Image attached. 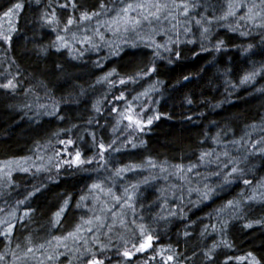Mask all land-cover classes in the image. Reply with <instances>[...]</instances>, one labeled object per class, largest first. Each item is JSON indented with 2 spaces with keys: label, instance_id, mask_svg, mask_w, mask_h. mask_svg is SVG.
I'll return each mask as SVG.
<instances>
[{
  "label": "trees",
  "instance_id": "obj_1",
  "mask_svg": "<svg viewBox=\"0 0 264 264\" xmlns=\"http://www.w3.org/2000/svg\"><path fill=\"white\" fill-rule=\"evenodd\" d=\"M101 2L76 0L78 8L74 10L70 5L60 7L68 0H0V30L16 29L12 33L11 44L0 42V83H6L9 79L16 83L14 91L0 89V164L20 161L27 167L32 163L29 172L11 171L10 179L0 175V209H3L0 218L13 208L17 209V217L29 207L34 210L30 213V219L17 223L10 241L0 237V255L4 256L0 264H22L26 258L22 259L20 252H26L28 247L34 249L27 254L33 259L38 256L36 259L40 260L41 255H52L50 253L56 241L49 245L46 243L48 240L53 236H67L82 223L81 217L86 220L93 216L90 209L98 207V203L92 206L90 200L85 198L81 201L80 198L92 192L89 187L94 182H102L105 189L110 187L117 195H121L124 188L131 184H139L135 200L136 219L143 216L142 222L158 237L155 249L172 246L177 254V261L172 264H251L252 257L248 253L259 264H264V223L253 224L252 228L244 227L251 221H264V187H258L264 181V155L257 151L264 147V142L253 148L256 141L264 138V91H259L264 89V28L256 27L251 21L240 20L244 9L237 10L234 17L218 19L228 11L229 0H196L200 6L191 11L189 19L204 16L212 20L210 25L207 20L203 21V27L210 28L205 34L207 38L201 35L203 27L197 26L192 19L191 32L184 35L183 28L180 29V40L185 42L178 46L181 53L179 59L173 53L171 59L174 62L169 64V53L162 51L165 58L156 60L157 72L137 84L121 86L118 83L120 77L134 75L139 69L151 66L154 52L137 39L141 34H125L116 43L122 40L128 43L121 45L118 55H110L108 44L94 35L95 27H90L86 21L73 24L67 32L64 31L70 16L79 22L82 11H98ZM103 2L113 11L101 17L109 18L123 3L132 0ZM15 3L23 4V8L13 17H4L3 13ZM53 12L56 19L49 24L46 19H50ZM96 19L92 22H96ZM184 19L181 18V21ZM257 20L256 24L262 22ZM230 27H238V30L231 31ZM170 29L167 30L175 40V33ZM240 32L249 34L242 36ZM58 35L69 44L59 51L56 48L61 44L57 40ZM85 36L92 37L100 44L99 49L89 50L90 45H83L80 41L73 45V40ZM189 40L195 42L188 43ZM220 40L224 41V45L220 51H216L215 45ZM159 41L161 44L165 42ZM133 42L136 43L135 47L131 46ZM249 45H252L250 49ZM202 46L209 50L203 51ZM81 52L83 55H80ZM74 55L78 58L73 59ZM97 61L101 66H97ZM112 69L119 74L111 78L117 81L116 87H110L107 82L97 83ZM253 71L262 74L250 83L241 85V78ZM185 76L189 79L184 80ZM153 84L156 90L133 104L136 111L147 108V115L158 113L160 118L143 132L126 130L127 121H123L113 132L119 117L111 109L114 106L123 109L126 104V101H115L113 97L124 91L127 101H131L133 96ZM97 101L102 102L100 113L93 109ZM53 104L58 105L57 115L45 114L52 111ZM89 120H92L91 124ZM61 129L71 131L60 132ZM57 132H60L59 136L53 135ZM92 132H95L98 141L102 138L106 144L116 140V148H120L129 138H134L138 147L129 145L120 152L110 151L107 154L108 164L99 170L94 162L81 169L64 166L59 175L54 166L49 172L36 174V166L47 165L48 157L54 156L53 145L56 149L62 148L58 143L60 139L76 140V145L71 148L75 151L79 147L85 158L91 157L97 151L91 146ZM141 141L144 142L142 145ZM233 141L240 143L233 144ZM210 151L213 152L212 158L219 156L221 164L199 161L202 152ZM225 151L229 157L222 155ZM29 157L31 159L25 162L24 158ZM229 158L239 161L238 166L244 170L243 179L252 181L251 185L246 186L243 179H234L231 184L223 185L222 175H211L220 171ZM149 159L156 164L155 168L148 166ZM128 164H143L144 167L125 173L122 177L114 176L116 168ZM193 164L196 168L187 172V167ZM174 165H184L185 173L174 174ZM232 166L228 165L224 172L230 171ZM161 167L166 168L167 172H162ZM181 175L185 178L181 179ZM49 176L56 177L55 181H50ZM145 178L148 183H143ZM205 183L222 187L216 188L211 199L199 202L201 192L196 189H201ZM41 184L46 187L41 188L24 205L16 204ZM254 192L256 199L249 200L248 197L253 196ZM65 199H70L69 207L62 215L61 223L52 227L53 214ZM228 201H240L242 206L239 210L228 208ZM78 202L81 203L79 208L76 207ZM170 211L177 212V215L169 216ZM94 214H99L98 208ZM160 215L168 219L159 220ZM125 218L128 226L134 227L130 211ZM119 219L118 216L115 218L117 223L110 233L107 227L101 229V233H108L100 235L101 242L107 244L111 237L109 249L102 254L110 258L105 264H123L124 258L117 255L118 248L123 250L120 237L130 239L132 236L120 225ZM222 220L228 221L227 229L223 233L213 231L214 225L220 228ZM205 226L207 232L201 236ZM185 231L191 235L185 237ZM88 234L79 233L83 237ZM29 237L31 244L28 243ZM87 238L89 245H92V238ZM69 240L72 241L69 250L54 261L45 257V264H69V260H72V264H82L83 258L75 260L73 256L79 255L77 248L81 252L84 250L83 239L80 242L73 238ZM221 240H226L231 247H225ZM214 243L219 246L213 252L212 259L208 260L204 253ZM17 244L20 248H17ZM40 244H44L43 249L38 248ZM13 252L19 259L13 256ZM153 255V249L136 253L130 264H161L159 256L155 260L150 259ZM238 257L245 259L239 260Z\"/></svg>",
  "mask_w": 264,
  "mask_h": 264
},
{
  "label": "snow or ice",
  "instance_id": "obj_2",
  "mask_svg": "<svg viewBox=\"0 0 264 264\" xmlns=\"http://www.w3.org/2000/svg\"><path fill=\"white\" fill-rule=\"evenodd\" d=\"M38 2V0H37ZM71 6L72 9H77L78 4L76 3V0H68V3L60 5L62 8H67ZM200 5L198 3L191 2V0H180V3H176V0H172V6L175 9V14L173 11L170 10V5L167 3H161L160 0H132V2H128L123 4L122 7H120L118 10H115V15L111 16L108 19H97V26L94 29V35L98 36L100 41L108 44L110 48V55H118L119 51L121 50L122 44H127V40H122L121 43H115L111 41H107L105 39V35L103 32L100 31V28L103 27L105 31L111 32L114 36L122 33H128L129 31L135 32L143 22H147L148 25L151 28V34L147 36H140V40L145 44L146 47L152 48L154 55L153 60L151 61V66L145 68L139 69L134 75H128L126 77H120L119 78V85L126 86L129 83L137 84L140 80L144 79L145 77H150L152 74L157 72L158 66L156 64L157 59H164L165 57L162 55L163 52L169 53L168 56V63L171 64L174 61L171 59L172 54L174 53L175 57L177 59L180 58L181 53L178 50V46L185 41L180 40L181 31L180 29L183 28V34L187 35L189 32H191V21L192 19L195 20V24L197 26L203 27V21L207 20V23L210 25L212 23L211 19H208L204 16H201L200 19H195V17H191L189 19L191 11L195 9L196 7H199ZM228 11L224 13L223 16H220L218 19L225 20L229 17H234L237 14V10L246 8V12L244 15H241L239 17L240 20H247L251 21L255 24L256 27L264 28V0H260L259 4L253 3L251 6H248L247 4L243 3V0H240L238 3H234V0H229L228 4ZM23 8V4L21 3H15L11 7L7 9L3 13L4 17H13L18 14L19 10ZM259 8V11H254V9ZM113 11V9H109L107 5L103 2L100 3L99 10L98 11H91L89 12L87 9L82 11L80 13V19L79 22L76 21L74 17H69L67 20V23L65 25L64 31L67 32L69 30V26L76 24V23H83L85 21H91L94 18H99L101 16H107V14ZM132 13H136V15H132ZM180 16H183L185 19L181 21L179 18ZM45 17H47V14H45ZM261 18V23L256 24L257 18ZM56 19L55 12H53L52 17L50 19H46L47 23H52L53 20ZM169 21L171 24L170 31L175 33L176 39L174 40L171 35H168L169 30L161 29L160 31H157L155 27H152L153 21L161 22V21ZM172 21H175V23H171ZM15 28L11 27L8 31H2L0 30V42H4L7 44H11L12 42V33L15 32ZM55 30V29H53ZM231 31H237L238 27H230ZM163 31L165 35H168V39L163 43H159L155 40V35H159L160 32ZM210 31L209 27H203V31L201 33L202 36L206 39L207 36L205 35ZM248 32H240V35L246 36L248 35ZM75 38V34H73ZM57 40L61 41V44L59 46H56L54 43V46H56L57 51L60 50L61 47H67V43L64 42V37L57 36ZM84 42L88 43L90 45L89 50H98L101 46L100 44H97L92 37L85 36ZM188 43H194L195 41H187ZM224 45V41L220 40L215 45V50L220 51ZM132 47L136 46V43L133 42L131 44ZM249 49L252 47V45L248 46ZM203 51H208L209 49L204 48L202 46ZM80 55H83V52L80 53ZM77 56H73V59H77ZM106 59V58H105ZM97 66H101L100 62L97 61ZM262 73L260 71H253L246 73L241 78V85L250 83L252 80L255 79L257 75H261ZM116 69H112L111 71L107 72L103 77L99 78L97 80V83L107 82L110 87H116L117 81L112 80L111 78L113 76H118ZM184 80H188L189 77L185 76L183 77ZM159 83V81L157 82ZM16 88V83H14L13 79L7 80L6 83H0V89L10 90L14 91ZM156 90L155 84L150 85L148 89H146L142 93H138L136 96L132 97L131 101H127V98L125 96V92L121 91L118 96H114L113 99L115 101H126L125 107L123 109H119L117 107H113L111 109L112 112L117 113L119 119L117 120V127L113 128V132H116L118 130V126L123 122L127 121V124L125 125L126 130H130L132 132H143L147 126H150L153 124L155 120H158L160 118L159 114L155 115H147V112L149 109L147 108H141L140 111H136V108L134 107L133 102L139 101L142 96H148L150 92H153ZM259 91H264V89H260ZM191 103V101H188ZM101 101H97L95 104H93V109L97 112H101L100 104ZM44 107V106H42ZM59 111L58 105L53 104L52 111H48L45 114L50 116L57 115ZM60 119H63V117H60ZM89 124L92 123V120L88 121ZM75 127V125L73 126ZM70 132L71 129H61L60 132ZM60 132L54 133L53 135L59 136ZM92 136V147L96 148L97 151L93 153L91 157H84L83 151L76 147L74 153L70 150V146L76 145V140L72 138L68 139H60L58 140V143L60 145H63V148L56 149L54 148V156L48 157V164L47 165H41L36 166V174H39L41 172H49L51 171V167L54 166L57 171V175H59L60 170L67 166L68 168H74V169H81L85 165H91L94 162L98 165L97 170H99L100 167H104L108 164V153L111 152H120L122 149L128 147L129 145L132 148H137L138 145L134 142V138H129L126 140L125 143L121 145L120 148L114 147L116 144V140L111 141V143L106 144L103 139L101 138L99 141L97 140L95 132L90 133ZM82 139V137H81ZM243 139V138H241ZM264 142V138H262L261 141H256L253 144V148H256L257 144H260ZM141 145L144 143L143 141L140 142ZM233 144H239V141H233ZM49 144H51V141H49ZM48 145H45L47 147ZM243 147V145H241ZM257 151L264 155V147L258 148ZM225 157H229V153L225 151L223 154ZM67 156L69 158L65 159L64 157ZM213 157V152H202L199 161L201 163H217L218 165L222 163L220 161L219 156ZM31 159L24 158L25 162L27 160ZM43 160V157L40 158ZM55 161V163H54ZM103 162V163H101ZM13 163H17V166L20 171L23 172H29L30 167H25L19 162H13L8 161L6 162V166H11ZM148 166L155 168L156 164L149 159L147 161ZM239 161L234 158H229L226 164H223V168L220 169V171L213 172L211 175H215L217 177L223 176V185L231 184L234 179H243L244 176V170L241 169L239 166ZM228 165H233L231 167L230 171L224 172V169L228 167ZM34 166V165H33ZM144 167L143 164H128L124 165L122 167L116 168L114 171V176L116 177H122L125 173L128 172H135L139 169H142ZM176 169V172L174 174H181L185 173V166L184 165H174L173 166ZM196 168V165H189L187 167V172H192L193 169ZM86 170V169H85ZM162 172H167V169L164 167H161ZM9 179L11 178V171L7 173ZM185 178L183 175H181V179ZM48 179L50 181H55L56 177L49 176ZM143 183H148L147 178L143 181ZM243 183L247 185H251L252 181L248 179H243ZM46 187V185L41 184L40 187H35L32 192H29L28 195L22 199L18 200L16 202L17 205H24L26 201L34 196L37 192L41 191V188ZM222 187V185H217L216 187H213L207 183L204 184L203 190L196 189V191L201 192V197L199 202H203L204 200L211 199L212 195L215 194L216 188ZM258 187H264V181H262L260 184H258ZM139 189V184H131L129 187L124 188V191L121 195H117L115 192H113L112 188H107L103 186L102 182H94L90 185L89 191L93 190H99L101 193H106L112 201L115 203L112 205V207L108 206V202H104V206L99 208V214H96L88 219H84L81 217L82 223L78 224L73 232H69L67 236H53L51 240H48L46 243L51 245L52 241H57L56 248H59L61 246V242L68 240L69 238H73V240H80L83 239L85 248L81 252L79 248L76 249V251L79 253L78 256H73V259L75 260H82V264H105V261L110 259L109 257L102 256V254L109 249V246L111 244V237H109V242L103 243L100 241V235H108V233H101V229L104 227H107L108 232L110 233L114 226H115V218L117 217V212L114 211V208L116 205H119L120 212H119V223L120 225L124 226L128 232L132 233V236L130 239H125L123 236L120 237V239L123 242V250L117 249V255L122 256L123 264H130L132 257L136 253H143L148 251L149 249H153L155 251V255L150 257L151 260H155L156 256L160 257L161 264H172V262L177 261V254L174 253V250L172 249L171 245H168L167 248H164L161 246L159 249H155V241L158 240V237L154 235V231L146 224L143 223V216L139 217V220L136 219L137 217V210H136V193ZM191 191V190H190ZM99 199V197H97ZM249 200H255L256 195L254 192L253 196L248 197ZM81 201L85 200V197L82 196L80 198ZM70 199H65L61 207L58 211H56L53 214V218L51 220V226L56 227L61 223V217L64 214L65 210L69 207ZM165 203H167V200L165 199ZM241 202L240 201H228L226 207L233 208L235 210H239L241 208ZM76 207H81V203L78 202ZM16 208H13V210L9 213H7L4 217L0 218V237H3L5 240L11 239L13 232L17 226V223H22L25 219H30V213H32L34 210L30 207L27 208L23 215L17 217L16 216ZM90 211H94L95 209H90ZM131 212L133 216V220L131 221V224L134 225V227L130 228L128 226V221L126 220V216L128 212ZM0 212H3V209H0ZM182 212V210H181ZM108 213H111L113 217V223L105 225V220L107 218ZM169 216H176L177 212L170 211L168 213ZM239 218V217H235ZM159 220H167V216L160 215L158 216ZM264 223V221L256 220L248 222L244 225L246 228H252L253 224H261ZM85 226H87L85 228ZM228 227V221L222 220L220 228L217 229L216 226H213V231L219 230L221 233H223ZM95 229V234L92 236V245H89V241L87 237L79 236L78 234L82 231H86L88 233H93V230ZM207 232V226H205V230L201 232V236H204ZM191 233L188 231L184 232V236L188 237ZM28 243L31 244V238H28ZM221 244H223L225 247H231V244H229L226 240H221ZM131 245V247H129ZM65 248L68 247V245L65 243L63 244ZM98 246V247H96ZM219 246V244L214 243L210 249H208L207 252L204 253L205 258L208 260L212 259V254L215 251V249ZM17 248H20V245L17 244ZM39 249L44 248V244H40L38 246ZM34 249L32 247H28L25 255L32 253ZM165 253H168L165 256ZM64 253L55 252L52 255H48L46 257L49 261H54L59 258L60 255H63ZM13 256L16 259H19V257L16 255L15 252H13ZM248 256L252 257L251 264H259V261L256 260L254 256H252L251 253H248ZM231 259V258H229ZM237 259L243 260L245 257H238ZM4 260V256L0 255V261ZM69 264H72V260H69ZM147 264V262H145Z\"/></svg>",
  "mask_w": 264,
  "mask_h": 264
},
{
  "label": "rangeland",
  "instance_id": "obj_3",
  "mask_svg": "<svg viewBox=\"0 0 264 264\" xmlns=\"http://www.w3.org/2000/svg\"><path fill=\"white\" fill-rule=\"evenodd\" d=\"M153 2H155V0H153ZM160 2L161 3H167V4H169L170 5V10L171 11H173V13L175 14V9H174V7H171L172 6V0H160ZM191 2H194V3H196V0H191ZM238 2H240V0H235V2L234 3H238ZM127 3V2H126ZM176 3H180V0H176ZM243 3H245V4H247L248 6H251L253 3H255V4H259L260 3V0H243ZM124 4V3H123ZM244 10H245V12H246V8H244ZM259 11L260 9L259 8H257V9H254V11ZM114 15H115V13H114ZM132 15H136V13H132ZM111 16H113V14H111ZM110 16V17H111ZM109 17V18H110ZM180 19L181 18H184L183 16H180L179 17ZM259 18V17H258ZM97 19H100V20H103V19H108V18H97ZM97 19H96V22H92V21H95V20H91V21H86V23H88V25L90 26V27H95L96 28V26H97ZM257 21H261V18H259ZM171 23H175V21H172ZM90 24H92V26L90 25ZM152 27H155L156 29H157V31H160L161 29H165V30H167V29H170V27H171V24L169 23V21H161V22H156V21H153V25H152ZM94 28V29H95ZM100 31L101 32H103L104 33V35H105V39L107 40V41H111V42H117L118 40H120L121 38H123L124 37V35H125V33H122V34H118V35H116V36H114L111 32H108V31H105V29L103 28V27H101L100 28ZM129 32H133V31H129ZM133 33H138V34H141V35H139V36H147V35H149V34H151V28H150V26L148 25V23L147 22H143L142 23V25L135 31V32H133ZM127 34V33H126ZM168 35H170V32H168ZM168 35H165L164 34V32L163 31H161L160 32V34L159 35H155V40L157 41V42H160L159 41V39L160 40H162V41H166L167 40V38H168ZM97 38H98V36H97ZM137 39H139L140 40V37L139 38H137ZM78 41H80V43L81 44H83V45H85L86 43L84 42V38L82 39H78V40H73L72 42H73V45L75 46V43L77 44L78 43ZM72 45V46H73ZM67 46H69V44H67ZM62 148H63V145H62ZM61 149V148H60ZM70 150L74 153V149L73 148H71V146H70ZM65 159H67V158H69V157H67V156H65L64 157ZM13 162H16V161H13ZM19 164H21V165H23V166H25L24 165V162H20L19 161ZM31 165H32V163L30 162L29 163V166L31 167ZM29 166H27V167H29ZM9 171H20L19 170V168H18V166H17V163H13L10 167L9 166H6V163H4V164H0V175H1V177H3V178H7L8 177V175H7V173L9 172ZM12 173V172H11ZM201 189L200 190H203V186L202 187H200ZM113 190V189H112ZM113 192H115L114 190H113ZM116 193V192H115ZM97 197H99V199H97ZM85 198L86 199H88V200H90V203H92L91 205L93 206V205H96V203H98V207H96L95 208V211H96V209L98 208V210H99V208L100 207H102V206H104V202L105 201H107L108 202V206L109 207H112V205L115 203L114 201H112L111 200V198L108 196V195H106V193H101L99 190H95V191H92L91 193H89L88 195H85ZM90 203H89V205H90ZM117 209H119L120 210V207H119V205H116L115 206V208H114V211H116L117 212V216L119 217V212L120 211H118ZM91 212H93V216L94 215H96V214H94L95 212L94 211H91ZM108 214H110V216H109V218H106V220H105V224L106 223H108V224H112L113 223V218L111 217L112 215H111V213H108ZM117 222H116V220H115V224H116ZM86 228V227H85ZM82 234H84V233H86V234H88V232H86V231H82L81 232ZM95 234V229L93 230V233H89L88 235H87V237H89V238H92V236ZM79 235V234H78ZM79 236H82L83 237V235H79ZM71 239V238H70ZM79 242L81 241V239L80 240H78ZM70 242L72 243V241H70L69 239L68 240H66V241H63V242H61V246L59 247V248H56V244H57V241L55 242V244H54V247H53V249H52V253H50V254H54L55 252H59V253H66L68 250H69V246L70 245H72V244H70ZM84 242V241H83ZM67 244L68 245V247L67 248H65L64 246H63V244ZM73 243H75L74 241H73ZM25 251H21L20 252V256H21V258L22 259H25L26 258V261L25 262H23L22 264H45L46 262H45V257L46 256H43L42 257V255H41V259L40 260H38V259H36V258H38V256L37 257H35V259H33V258H31L29 255H25ZM61 256V255H60ZM47 260V259H46ZM40 261H41V263H40ZM18 264H21V263H18Z\"/></svg>",
  "mask_w": 264,
  "mask_h": 264
}]
</instances>
